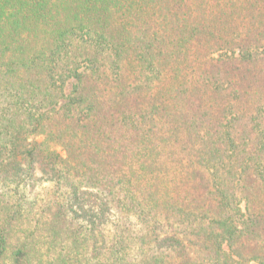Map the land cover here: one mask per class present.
I'll return each mask as SVG.
<instances>
[{
  "label": "trees",
  "instance_id": "trees-1",
  "mask_svg": "<svg viewBox=\"0 0 264 264\" xmlns=\"http://www.w3.org/2000/svg\"><path fill=\"white\" fill-rule=\"evenodd\" d=\"M0 264H264V0H0Z\"/></svg>",
  "mask_w": 264,
  "mask_h": 264
},
{
  "label": "rangeland",
  "instance_id": "rangeland-1",
  "mask_svg": "<svg viewBox=\"0 0 264 264\" xmlns=\"http://www.w3.org/2000/svg\"><path fill=\"white\" fill-rule=\"evenodd\" d=\"M75 85V80L70 78L68 79L65 84H64V94L66 97H68L73 89V86ZM65 99L61 101V103H65ZM36 175L39 177L40 176V173L39 171H37ZM44 187H45V184H44ZM83 201L85 202V204L87 205H91V204H94L95 203V198L93 196H90L89 194H85L83 196Z\"/></svg>",
  "mask_w": 264,
  "mask_h": 264
}]
</instances>
